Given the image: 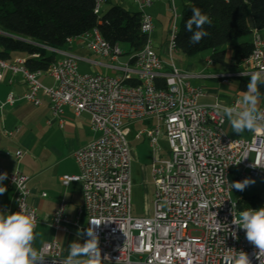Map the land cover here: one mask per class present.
<instances>
[{
    "label": "built area",
    "instance_id": "1",
    "mask_svg": "<svg viewBox=\"0 0 264 264\" xmlns=\"http://www.w3.org/2000/svg\"><path fill=\"white\" fill-rule=\"evenodd\" d=\"M131 1L139 9L141 31L148 40L127 62H121L125 54L121 44L109 43L98 29L79 37L87 41L92 53L112 63L114 76L82 73L79 71L82 58L63 52L64 57L47 71L54 79V86L47 87L39 80L43 71L29 70L26 60L9 62L0 56V82L6 71L22 75L28 84L24 100L39 106L42 92L48 95L56 117L62 118L66 107L73 108L76 115L89 113L92 130L98 135L74 153L80 174L62 179L64 186L72 181L83 185L84 201L76 219L69 216L68 204L63 200L49 224L71 233L79 227L84 214L86 229L92 218L113 221L97 229L102 264H235L240 251L249 255L251 264H260L255 256L257 250L246 240L245 231L232 224L231 214L232 201L237 203V215L248 207L258 208L243 197L234 198L229 182L232 178L264 182V169L250 167L251 155L254 160L258 150L264 151V130L252 132L248 138H231L225 131L227 118L223 106L199 102L205 93L191 84L194 75L181 72L173 63L179 34L174 0H171L174 20L168 41L170 64L160 58L150 39L155 22L148 9L156 0ZM103 3L104 0H97V14L102 12ZM260 32H253V52L241 62L242 72L264 73V38ZM73 40L68 39L67 44ZM207 63L212 65L214 61L208 59ZM240 72L234 75L246 78ZM234 75H226L225 79ZM15 99L10 94L6 102ZM241 101L238 98L231 107L242 109ZM3 105L0 104V109ZM260 110L264 111V103ZM136 123H144L147 129L138 131L135 137H145L154 151L151 170L156 200L155 213L149 217L132 215L129 136ZM163 139L169 145L167 152L161 146ZM21 155L20 150L16 152L17 158ZM5 172L0 167V174ZM7 174L5 181L14 190L15 213L21 211L17 203L21 199L25 214L35 218L36 228L48 222L28 202L29 177L19 171ZM15 179L23 194L13 183ZM0 210L10 212L7 208ZM217 221L222 224L218 226ZM233 231L239 239L231 235ZM41 249L45 264H60L66 258L56 240L45 242Z\"/></svg>",
    "mask_w": 264,
    "mask_h": 264
},
{
    "label": "crops",
    "instance_id": "2",
    "mask_svg": "<svg viewBox=\"0 0 264 264\" xmlns=\"http://www.w3.org/2000/svg\"><path fill=\"white\" fill-rule=\"evenodd\" d=\"M172 4L171 0H156L148 9L155 22V30L150 39L155 51L165 63H168L167 58L170 57L168 41L174 20ZM183 4L184 0H174V6L179 15L176 20L178 27ZM115 5L121 6L130 12L139 11L137 5L131 0H104L102 12ZM260 33L264 38V30ZM250 37V40H242L241 42H253L254 35L252 34ZM89 51L87 41L83 38H77L71 44H67L60 52L55 53V61H59L64 57L63 52L75 53L82 58L81 62L95 66L94 73L96 75H102L103 69L113 70L110 67L112 63L108 59ZM176 51L173 52L172 56ZM27 58L28 56L25 53L15 52L7 61L17 62ZM208 59L213 60V58ZM212 65H215V62ZM212 65L208 64V66ZM236 67L237 71L232 73L233 75L243 70L241 64L236 65ZM113 73H115L114 70ZM221 74L218 77L219 80H224L226 75H230L225 72ZM194 77L199 78L200 76L195 75ZM235 77V75L231 76V78ZM39 80L47 87L54 86V79L47 71H43L39 76ZM241 88L245 90L243 87ZM27 91L28 84L22 75L13 74L11 71L5 72L4 79L0 82V104H4L0 109V167H3L9 174L19 171L29 177L28 187L31 196L28 202L37 210L42 220L48 221L39 224L35 229L38 233L35 247L40 250L45 242L56 240L61 246L62 253L67 257L69 244L78 239V229H86L87 216L82 215L79 227L73 228L71 233L59 231L49 223L63 200L68 204L67 213L69 216L76 219L78 208L84 201L83 185L80 181H72L68 186H64L62 179L64 176L75 177L80 174L74 153L92 142L98 135L92 130L89 113L84 112L76 115L73 108L66 107L64 116L62 118L56 117L51 110L48 95L40 92L39 97L42 103L35 106L22 98ZM10 94H14L16 99L12 103H7V97ZM263 103L264 99H261L258 105L259 109ZM60 120H63V122ZM225 126L228 132L238 135L232 132L229 123H226ZM162 141L166 142L163 139L161 144ZM19 150L22 155L17 158L16 152ZM0 186L7 187V192L0 195V207L9 209L10 213H15L14 190L6 181ZM44 193L47 194L46 197L43 196ZM86 239L85 236L79 242L83 243Z\"/></svg>",
    "mask_w": 264,
    "mask_h": 264
},
{
    "label": "trees",
    "instance_id": "3",
    "mask_svg": "<svg viewBox=\"0 0 264 264\" xmlns=\"http://www.w3.org/2000/svg\"><path fill=\"white\" fill-rule=\"evenodd\" d=\"M97 0H0V56L8 60L12 53L22 52L31 71H48L55 62V54L48 48L63 49L68 39L86 35L98 29L111 44L127 46L126 54L140 51L148 37L141 31L140 12H130L115 5L100 14L95 12ZM199 8L211 19L205 25L209 35L196 45L189 43L191 33L185 22L192 9ZM250 18L254 23L251 27ZM264 30V0H184L177 49L187 56L213 50V59L225 63L226 45L232 46V60L236 65L253 52V42L238 40ZM39 55V58L33 55ZM242 87L247 90L246 84ZM261 95L264 85H259ZM252 206L260 208L259 200Z\"/></svg>",
    "mask_w": 264,
    "mask_h": 264
},
{
    "label": "clouds",
    "instance_id": "4",
    "mask_svg": "<svg viewBox=\"0 0 264 264\" xmlns=\"http://www.w3.org/2000/svg\"><path fill=\"white\" fill-rule=\"evenodd\" d=\"M212 21L201 9L193 8L192 15L185 22V29L191 33L189 43L199 44L202 38L209 35L204 30L205 25H211ZM241 76L250 77L247 91L242 93V109L231 106H223L222 111L227 118L232 132L242 135L245 131L259 132L264 130V111L258 107L261 93L259 85H264V73L262 72H240ZM234 143V142H233ZM247 159V156L245 157ZM244 159V160H245ZM250 165L252 168L264 169V151H257V156ZM8 179L5 172L0 174V184ZM17 189L23 194L22 188L13 181ZM232 189L244 191L247 187L255 184V180L244 179L243 181L229 182ZM7 192L6 186H0V195ZM21 211L16 213H5L0 210V264H45L43 250L35 247L38 233L35 231L36 222L31 214H25L24 204L17 201ZM237 203L232 201L231 214L234 219L232 224L246 233V240L257 250L256 259L264 264V207L252 209L248 207L237 215ZM108 222L98 218L88 220L90 225L87 229H78L77 240L68 246V255L60 261V264H102V254L99 247L100 238L97 229ZM217 221V225H221ZM232 236L239 239L235 231ZM87 237L83 243L79 242ZM231 251V250H230ZM235 264H251L249 255L238 252Z\"/></svg>",
    "mask_w": 264,
    "mask_h": 264
},
{
    "label": "rangeland",
    "instance_id": "5",
    "mask_svg": "<svg viewBox=\"0 0 264 264\" xmlns=\"http://www.w3.org/2000/svg\"><path fill=\"white\" fill-rule=\"evenodd\" d=\"M250 36H246L243 39L238 40L236 43H240L242 40H250ZM123 52L125 53L121 57V62H127L130 58V54L127 53V46L121 45ZM220 50L225 51V63L215 62V65L208 66L207 59L213 58V50H206L193 56H187L180 50L176 51L173 56V63L175 66L184 73L191 75H198V77L192 78L191 82L193 86L203 89L206 96L200 99V103L213 104L219 103L222 106H232L234 101L238 98L242 99L243 90L242 83L248 84L250 77L246 78H231V80H219L223 72L232 74L237 71V67L232 60V46L226 45ZM90 52V51H89ZM73 56L80 57L75 53H69ZM85 55V54H84ZM214 60V59H213ZM167 62L170 64V57L167 58ZM80 72L94 74L95 66L79 62ZM101 74V73H98ZM103 76H114L116 72L113 70L103 69ZM203 77V78H201ZM261 99H264V94L261 95ZM260 99V101H261ZM260 103V102H259ZM227 120V124H228ZM147 129L144 123H136V129L129 136V141L132 149V164H131V182H132V215L134 217H149L155 213V195L156 186L152 177V159L153 150L149 145L148 140L143 137L137 139L135 134L140 130ZM227 135L231 138H247L252 135V132L245 131L241 136L234 135L227 131ZM162 147L167 152L169 151V145L167 142L162 141ZM254 155H251L253 160ZM232 178V182H236ZM232 195L234 198H245L248 202L259 200L260 205H264V182L255 181V184L247 187L244 191H238L233 189Z\"/></svg>",
    "mask_w": 264,
    "mask_h": 264
},
{
    "label": "water",
    "instance_id": "6",
    "mask_svg": "<svg viewBox=\"0 0 264 264\" xmlns=\"http://www.w3.org/2000/svg\"><path fill=\"white\" fill-rule=\"evenodd\" d=\"M250 23H251V27L254 28V23L252 21V19L250 18ZM1 33V32H0Z\"/></svg>",
    "mask_w": 264,
    "mask_h": 264
}]
</instances>
